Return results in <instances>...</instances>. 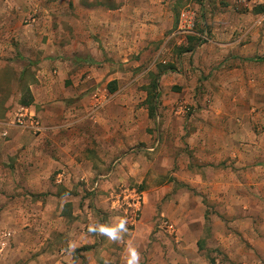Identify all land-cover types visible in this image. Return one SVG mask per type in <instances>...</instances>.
Returning a JSON list of instances; mask_svg holds the SVG:
<instances>
[{
  "label": "rangeland",
  "instance_id": "rangeland-1",
  "mask_svg": "<svg viewBox=\"0 0 264 264\" xmlns=\"http://www.w3.org/2000/svg\"><path fill=\"white\" fill-rule=\"evenodd\" d=\"M24 1L31 4V0ZM32 1L44 2L57 12L55 26L61 24L65 28L67 18L72 15L81 29L88 30L98 18H104L110 26L108 30L117 32L115 37L119 34L123 37L122 49H115L121 56L117 64L121 77L119 80L107 79L101 84L103 79L100 90H86L87 96L82 101V107L91 106L92 93L96 92L103 110L93 116L90 114L80 132L69 134L84 133V136L103 138L119 134L129 142H122L114 155L99 162L96 149L92 147L110 144L98 143L94 137L92 147L87 148L92 166L81 158L77 160L78 169L86 171L90 167L89 173L71 177L68 188L63 181H58L62 176L52 173L50 180L54 188L51 190L9 191L8 199L14 200L20 193L26 199L42 200L43 207L54 204V216L58 218L59 213L63 216L53 226L55 233L59 232L61 236L65 228L73 226L80 229V236L90 237L94 242L78 245L72 251L75 261L80 264L88 262L78 258L82 256L80 251L98 245L99 239L107 251V255L101 257V264H125L123 243L116 244L107 237L88 232L89 224L112 223L118 218L128 222L124 240L131 239L138 245L140 264H264L263 256H253V252L227 255L216 245V240H211L213 208L205 196L202 198L205 207L194 199L200 194L191 186L194 154L187 141L193 131L191 124L195 114L214 100L211 91L221 90L218 100L223 97L234 105L246 101L250 109L264 107V0ZM18 21L24 24L30 19L17 16ZM39 22L42 23L41 18ZM91 29L97 32L95 27ZM91 36L97 38V33ZM191 46L192 51H183ZM102 50L111 58L108 52L113 51ZM10 58L14 59L15 55ZM12 62L16 63H0V120L8 126L0 125V159L4 158L3 163H6V155L10 156L11 148L19 150L4 142L9 136L27 140L31 135L42 134V130L29 126L27 118L22 124L12 123L20 108L15 101L20 99L19 94L11 92L23 94L28 79L35 78L33 73H36L30 64L24 63L26 77L18 84L21 90H12L11 84L16 83L21 65ZM173 72L184 78L181 84L171 81L172 85L164 94L159 83L163 75ZM153 82L158 85L155 90L158 95L151 116L146 98ZM119 86L121 89L117 90ZM8 99L11 102L6 105ZM35 119L41 121L36 114ZM178 122L182 125L181 133ZM253 124L254 131L257 126L264 129L262 121ZM4 127L7 133H4ZM38 146L39 151L47 149ZM57 149L55 147L54 151ZM76 209L83 212L77 211L78 221L73 220ZM201 216L204 223L196 247L194 230L202 220ZM7 222L0 221V249L5 246L1 241L6 240L3 233L8 237L7 229L23 226L13 220ZM26 224L25 227H29ZM168 224H172V230L168 229ZM59 241V245L68 248L65 238Z\"/></svg>",
  "mask_w": 264,
  "mask_h": 264
},
{
  "label": "crops",
  "instance_id": "crops-1",
  "mask_svg": "<svg viewBox=\"0 0 264 264\" xmlns=\"http://www.w3.org/2000/svg\"><path fill=\"white\" fill-rule=\"evenodd\" d=\"M29 2L30 5L24 0H0V63H21L16 83L11 84L12 90H21L18 84L26 77L24 63L36 69L33 73L35 78L28 79L25 86L32 94V103L27 106H22L19 101L15 103L20 111L23 108L40 117L38 129L42 130V134L31 135L27 140L9 136L4 141L19 150L11 148L10 156L6 155V163H3L4 158L0 159V221L6 224L13 220L23 226L7 229L5 246L0 249V264H80L75 261L69 246L62 247L59 240L65 238L69 245L75 247L93 242L84 235V231L82 235L85 237L80 236V229L71 226L65 228L60 236L59 232L53 231V226L63 216L60 213L58 218L54 216V204L43 207L40 199H26L19 193L16 199L10 200L6 194L9 191L51 190L54 188L50 180L52 173L62 176L58 181H63L68 188L71 177L89 173L90 167L86 171L78 169L77 160L81 158L92 166L87 148L92 147L90 144L94 137L98 143L110 144L92 147L96 149L95 156L99 162L108 160L110 154L114 155L122 147V142H129L119 134L110 138L69 134L80 132L82 123L90 114L93 116L103 110L96 92L92 93L91 106L82 107V101L87 96L86 90H100L107 79L119 80L121 77L120 65H117L121 56L115 49H122L123 37L120 34L115 37L117 32L108 30L110 26L104 18H98L91 24L97 32L91 26L88 30L81 29L72 15V19L67 18L65 28L61 24L55 26V10L44 2ZM17 16L30 21L22 24L17 22ZM92 33H97V38L92 37ZM102 48L114 52H108L111 58L106 57ZM14 55L15 58L11 59ZM183 78L176 72L163 75L159 89L165 94L171 83L181 84ZM120 89L119 86L117 90ZM17 92L11 93L19 94L20 99L22 93ZM211 93L213 102L195 114L191 124L193 131L187 137L194 154L193 184H190L200 194L194 199L205 207L202 198L207 197L213 208L211 240H216V245L225 254L253 252V256L261 255L264 259V129L261 126H257L255 131L252 129L255 121L264 122V107L250 109L246 101L234 105L223 97L218 100L221 90ZM9 100L6 105L11 102ZM0 125L6 126V122L0 120ZM169 125L170 122L168 128ZM173 125L174 122L171 123ZM6 127L4 133L8 131ZM178 127L181 133L180 122ZM38 145L47 148L46 151H39ZM128 165L131 167L130 162ZM77 211L83 214L76 209L74 221H78ZM41 217L45 218L44 222ZM200 219L194 230L197 233L196 247L204 223L203 216ZM25 223L29 227H25ZM100 243L99 239L98 245L84 248L78 258L88 260L85 264H101V257L106 256L107 251Z\"/></svg>",
  "mask_w": 264,
  "mask_h": 264
},
{
  "label": "clouds",
  "instance_id": "clouds-1",
  "mask_svg": "<svg viewBox=\"0 0 264 264\" xmlns=\"http://www.w3.org/2000/svg\"><path fill=\"white\" fill-rule=\"evenodd\" d=\"M127 224L128 222L125 218L115 219L112 223H92L88 225V232L107 237L111 242L116 244L123 243L125 245V264H140L141 253L138 245L134 244L131 239L124 240V235L128 233ZM69 249L70 251H74L75 245L70 244Z\"/></svg>",
  "mask_w": 264,
  "mask_h": 264
},
{
  "label": "trees",
  "instance_id": "trees-1",
  "mask_svg": "<svg viewBox=\"0 0 264 264\" xmlns=\"http://www.w3.org/2000/svg\"><path fill=\"white\" fill-rule=\"evenodd\" d=\"M190 39V38H189ZM192 47H188V48H184L183 51H190L192 50ZM172 66H168V68H171ZM152 88L150 91H147V98H146V103H147V107H148V112L149 115L153 116L154 114V110H155V104H156V97L158 95L157 91L155 92V90L158 88L157 83H152ZM33 101V97L32 94L29 90H24V93L21 95L19 103L22 106H27L29 104H31Z\"/></svg>",
  "mask_w": 264,
  "mask_h": 264
},
{
  "label": "built area",
  "instance_id": "built-area-1",
  "mask_svg": "<svg viewBox=\"0 0 264 264\" xmlns=\"http://www.w3.org/2000/svg\"><path fill=\"white\" fill-rule=\"evenodd\" d=\"M203 38L206 39L205 32L203 34ZM25 118H27V120L30 122L29 126L34 128L35 130H39L38 129V123L39 122H38L37 119H35V114L34 113H29L28 111H24L23 108H21V111L19 109V111L15 114L12 123L15 121L16 123L22 124ZM150 149L152 150L153 148H150ZM167 227H168V229L172 230V224H168ZM6 236H7V233H3L2 237L6 238ZM1 242H2L1 244L4 245L5 241L3 240Z\"/></svg>",
  "mask_w": 264,
  "mask_h": 264
}]
</instances>
